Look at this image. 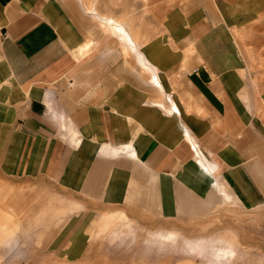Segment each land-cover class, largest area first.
Returning <instances> with one entry per match:
<instances>
[{
	"label": "crops",
	"instance_id": "obj_1",
	"mask_svg": "<svg viewBox=\"0 0 264 264\" xmlns=\"http://www.w3.org/2000/svg\"><path fill=\"white\" fill-rule=\"evenodd\" d=\"M218 1L225 6L243 0ZM75 2L0 0V171L42 177L70 190L122 202L133 175L131 167L144 164V170L157 171L152 181H168L173 175L170 168L188 164L177 179L183 188L215 196L222 190L234 201L236 195L228 189L225 176L246 204L262 202L264 197L255 185L256 167L262 164L257 163L255 152L260 149L257 135L264 137V129L243 103L252 105L251 93L245 92L246 81L226 54L232 51L226 48L231 38L223 25L231 24L228 12L220 9L218 17L210 15L214 26L204 36L189 35L201 41L191 62L206 64V69L193 68L194 75L186 72L191 66L187 54L166 42L174 24L161 20L158 32L164 33L146 37L141 51L160 72L163 90L170 93L176 112L170 111L168 98L148 80L149 74H141L144 69L129 50H123L112 36L92 32L91 20ZM174 7L171 17H181V24H188V8ZM86 27L97 42L83 58H77L72 42L84 41ZM204 27L200 24L196 29ZM208 39L211 42H205ZM184 129L191 139L183 136ZM118 140L134 145L138 164L125 156L110 162L97 155L104 145ZM190 140L214 169V184L205 183L196 170ZM169 194L168 200L171 187ZM84 212L71 222L91 220V213ZM86 236L73 238L77 246L83 245L81 239ZM74 252L79 254L78 249Z\"/></svg>",
	"mask_w": 264,
	"mask_h": 264
},
{
	"label": "rangeland",
	"instance_id": "obj_2",
	"mask_svg": "<svg viewBox=\"0 0 264 264\" xmlns=\"http://www.w3.org/2000/svg\"><path fill=\"white\" fill-rule=\"evenodd\" d=\"M190 2L84 1L88 8L93 5L101 12L107 9L106 13L130 20V28L137 35L144 34L141 40L145 43L150 33L154 36L164 33L158 32L161 20L165 24H174V31L166 42L178 53L187 54L191 66L186 72L192 75L195 74L193 68L194 71L196 67L206 69V64L203 60L191 62L199 39L191 40L190 36H204L205 30L211 31L214 26L210 15L218 17L220 9L228 12L231 24L224 22L223 25L231 38L226 39V48H232V51L226 54L234 59L238 74L246 81L245 92L251 93L252 105L248 107L245 99L243 103L264 129V0H243L225 6L218 0H195L194 7L189 5ZM174 5L185 11L188 8V24L182 25L181 17H171ZM76 7L90 22L87 13ZM191 24L195 25L194 30L190 29ZM200 24L206 27L196 29ZM88 27L82 43L88 41V35L91 36L89 39L94 37ZM97 29L94 27L92 32ZM220 47L219 44V53ZM181 73L184 71L177 75L181 77ZM180 77H177L178 81ZM257 142L260 146L255 152L257 163L262 166L256 167L255 185L264 197L262 134L257 135ZM115 160L118 159L105 161ZM132 162L138 164V161ZM187 165L170 168L173 175L168 181H152L158 177L155 176L157 171L144 170L142 165V169L131 167L133 175L128 180L122 202H110L101 196L70 190L42 177L30 178L0 171V264H264V200L253 206L246 204L225 176L222 178L228 189L236 195L234 201L226 200L219 192L217 196L199 195L189 187L183 188L177 179ZM110 183L111 180L108 185ZM169 186L172 196L168 200ZM169 205L173 207L170 209ZM80 212H90L91 220L81 218L80 222L72 223L70 219ZM115 227H119L117 236L112 234ZM164 234L171 237L168 239ZM81 236L87 238L83 242L81 239L83 245L79 247L78 240L73 238ZM220 247L226 248L227 256L218 251ZM75 249L79 254L74 252Z\"/></svg>",
	"mask_w": 264,
	"mask_h": 264
},
{
	"label": "bare ground",
	"instance_id": "obj_3",
	"mask_svg": "<svg viewBox=\"0 0 264 264\" xmlns=\"http://www.w3.org/2000/svg\"><path fill=\"white\" fill-rule=\"evenodd\" d=\"M84 1L85 0H76V4L77 6H79V8H81L83 12L85 11L87 13L88 18L91 20V25L89 26L91 30L93 31L94 27L99 28V30L97 29V31H95L96 34H99V36H112L114 37V39L117 41V43L120 45V47L123 50H129V52L132 53L135 62L139 63L144 69V71L141 72V74H144V73L149 74L148 80H150L152 84L158 88L161 94L163 93V96L165 98H168L170 102V105H169L170 111L177 112L178 108L176 104L172 101L170 93L167 91L165 92L163 90V85L160 81L161 79L160 72L158 71V69H156L151 64H149V61L144 57L141 51V48L143 47L145 42H142L141 39H138L137 37L138 35L136 34V32L130 28L129 21L125 20V18L121 19L120 17H116L113 15L101 12L100 9L98 10L91 3L90 4L92 6L88 8L86 7ZM98 31H101V32L99 33ZM96 42H97L96 39H91L86 43H79V44L72 43V45H74L73 48H74V52L77 55V58H80L85 53H87L96 44ZM183 136L185 138L191 139L188 131L185 129H184ZM189 142L193 150V155L194 157L197 158L196 170H199V172L204 176L203 181L205 183L210 182L211 184L212 183L214 184L216 182L215 177L213 175L214 169L208 162H205L202 159L200 149L198 148L197 143L191 140ZM98 149H100V147ZM97 155L100 156V158H106L110 160L120 159L121 156H125V157H128L129 160L138 161V158H137L138 155L134 149V145L121 142L120 140H118L117 142L115 141L114 144L104 145L101 150L97 151ZM143 167H144V164H143ZM219 191L223 194L226 200H232L228 193L222 190H219ZM112 234L114 236H117L119 234V227H115L112 230ZM164 236L168 237V239L169 237H171L168 234H164ZM225 249L226 248L224 247H220L218 251L224 256L227 254V251ZM228 253L230 255L232 251L229 250Z\"/></svg>",
	"mask_w": 264,
	"mask_h": 264
}]
</instances>
